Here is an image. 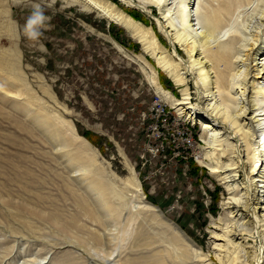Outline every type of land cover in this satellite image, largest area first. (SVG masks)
Instances as JSON below:
<instances>
[{
  "label": "rangeland",
  "instance_id": "rangeland-1",
  "mask_svg": "<svg viewBox=\"0 0 264 264\" xmlns=\"http://www.w3.org/2000/svg\"><path fill=\"white\" fill-rule=\"evenodd\" d=\"M111 1L171 48L158 28V8L146 12ZM35 3L50 17L37 41L23 31ZM140 57L156 66L127 28L79 4L0 0V264L117 260V237L110 236L90 175L81 172L85 145L72 132L98 151L102 177L112 170L126 176V159L139 174L146 201L205 250L213 247L210 221L228 216L220 203L227 191L195 156L203 145L201 125L162 105ZM158 70L162 85L180 98V87ZM189 85L195 92L191 79Z\"/></svg>",
  "mask_w": 264,
  "mask_h": 264
},
{
  "label": "bare ground",
  "instance_id": "bare-ground-1",
  "mask_svg": "<svg viewBox=\"0 0 264 264\" xmlns=\"http://www.w3.org/2000/svg\"><path fill=\"white\" fill-rule=\"evenodd\" d=\"M65 1L121 24L139 40L156 64L140 57L146 81L162 105L168 103L182 120L201 125L203 145L196 146L195 156L228 194L220 202L228 216L210 221L213 247L205 250L158 205L146 201L130 162L125 159L126 176L112 170L102 177L100 154L72 132L85 145L81 172L90 175L110 236L118 240L117 260L111 264H264V0H121L146 12L158 8V28L171 48L161 44L152 27L111 0ZM4 66L0 59V70ZM158 69L180 87V98L162 85ZM190 142L196 145L195 139Z\"/></svg>",
  "mask_w": 264,
  "mask_h": 264
},
{
  "label": "clouds",
  "instance_id": "clouds-1",
  "mask_svg": "<svg viewBox=\"0 0 264 264\" xmlns=\"http://www.w3.org/2000/svg\"><path fill=\"white\" fill-rule=\"evenodd\" d=\"M50 17L46 16L41 5L35 3L32 5V11L28 16L23 31L30 40L37 41L42 35L41 29L47 25Z\"/></svg>",
  "mask_w": 264,
  "mask_h": 264
},
{
  "label": "trees",
  "instance_id": "trees-1",
  "mask_svg": "<svg viewBox=\"0 0 264 264\" xmlns=\"http://www.w3.org/2000/svg\"><path fill=\"white\" fill-rule=\"evenodd\" d=\"M132 14H133V11H132ZM134 15V14H133ZM135 17V16H134Z\"/></svg>",
  "mask_w": 264,
  "mask_h": 264
}]
</instances>
